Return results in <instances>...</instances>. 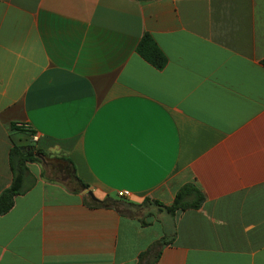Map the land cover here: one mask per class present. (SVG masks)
<instances>
[{
	"label": "crops",
	"instance_id": "crops-1",
	"mask_svg": "<svg viewBox=\"0 0 264 264\" xmlns=\"http://www.w3.org/2000/svg\"><path fill=\"white\" fill-rule=\"evenodd\" d=\"M143 32L161 70L134 52ZM263 58L264 0H0V191L9 147L31 144L98 200L141 205H90L30 162L34 184L0 214V264H137L160 238L153 264H264ZM184 182L199 207L142 205Z\"/></svg>",
	"mask_w": 264,
	"mask_h": 264
},
{
	"label": "trees",
	"instance_id": "trees-1",
	"mask_svg": "<svg viewBox=\"0 0 264 264\" xmlns=\"http://www.w3.org/2000/svg\"><path fill=\"white\" fill-rule=\"evenodd\" d=\"M134 52L156 70H161L167 62L165 54L148 32H143L140 35L135 44ZM260 64L264 66V58L261 59ZM45 154L46 153L41 149L34 147V145L31 144L23 146L12 144L9 147L7 152V164L10 171V182L7 187L0 191V214L7 212L11 208L13 197L15 195L23 194L34 184L35 177L30 172L27 164L34 161H40L41 157H44ZM57 158L65 162V164L58 166L56 170H65V174L69 178H72L73 186L71 187V190L76 192L87 190L88 185L74 175L71 161L66 157ZM68 165L70 169L68 168ZM86 198L90 205L111 207L117 212L126 213L132 217L135 216V213L138 212L139 206H141L129 202L123 197L117 195L106 196L101 200L93 201L87 194H84V199L86 200ZM149 201L156 205L160 210L173 216L176 211L199 207L203 201V194L192 182H184L175 190L169 204H163L157 200L144 198L142 205ZM138 221L141 225L145 224L141 218H138ZM164 244L165 240L162 238L152 241L138 254L137 264H153L158 258L160 250Z\"/></svg>",
	"mask_w": 264,
	"mask_h": 264
},
{
	"label": "rangeland",
	"instance_id": "rangeland-1",
	"mask_svg": "<svg viewBox=\"0 0 264 264\" xmlns=\"http://www.w3.org/2000/svg\"><path fill=\"white\" fill-rule=\"evenodd\" d=\"M35 147V146H34ZM55 154L46 153L44 157H41L40 161H34L39 170L41 171L42 176L53 178L58 183L62 184L65 187L71 188L73 186L72 178L67 177L65 170L57 171L56 168L60 165H63V161L59 160ZM32 171H36V165L32 164L30 166ZM36 174V173H35ZM64 176V179H61ZM35 177V176H34ZM87 200V198H86ZM156 214V213H155ZM164 213L160 217H164ZM144 218H147L146 216Z\"/></svg>",
	"mask_w": 264,
	"mask_h": 264
},
{
	"label": "built area",
	"instance_id": "built-area-1",
	"mask_svg": "<svg viewBox=\"0 0 264 264\" xmlns=\"http://www.w3.org/2000/svg\"><path fill=\"white\" fill-rule=\"evenodd\" d=\"M35 139H36V136H33L32 140H35ZM116 195L120 196V197H126V196L129 195V193L126 190H119V191L116 192Z\"/></svg>",
	"mask_w": 264,
	"mask_h": 264
},
{
	"label": "water",
	"instance_id": "water-1",
	"mask_svg": "<svg viewBox=\"0 0 264 264\" xmlns=\"http://www.w3.org/2000/svg\"><path fill=\"white\" fill-rule=\"evenodd\" d=\"M61 179H64V176H63ZM86 194L89 196V198H90L91 200H93V201L98 200V199L93 195V193H92L91 190L87 189V190H86Z\"/></svg>",
	"mask_w": 264,
	"mask_h": 264
}]
</instances>
